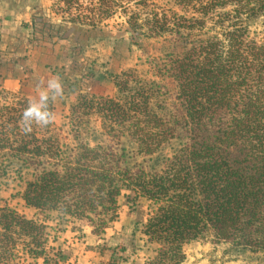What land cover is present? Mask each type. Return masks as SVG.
I'll return each mask as SVG.
<instances>
[{"label":"trees","instance_id":"16d2710c","mask_svg":"<svg viewBox=\"0 0 264 264\" xmlns=\"http://www.w3.org/2000/svg\"><path fill=\"white\" fill-rule=\"evenodd\" d=\"M51 1L47 20L59 15L62 25L35 24L30 51L54 48L67 27L97 29L116 15L168 49L153 68L158 82L129 71L113 78V97L80 95L68 115L71 146L51 134L52 121L26 131L29 100L1 92L0 181L16 173L18 197L35 215L0 207V264H73L53 245L47 215L101 237L124 192L149 203L142 233L157 249L146 264H182L193 242L264 256V42L249 27L264 0ZM124 138L143 157L180 147L148 172L129 165ZM112 255L111 264L125 260Z\"/></svg>","mask_w":264,"mask_h":264},{"label":"rangeland","instance_id":"374dc122","mask_svg":"<svg viewBox=\"0 0 264 264\" xmlns=\"http://www.w3.org/2000/svg\"><path fill=\"white\" fill-rule=\"evenodd\" d=\"M38 1L45 3L47 9L43 10L42 8L39 11L37 8V11L29 12L36 15V18L34 16L24 17L20 21L17 20L16 25L10 22L15 35L14 38L16 40L21 39L20 43L16 44L17 47L22 44L25 45L26 40L33 38V26L35 24L37 25L36 29L43 27V23H51L55 27L62 25L61 16L59 15L54 19L47 20L48 17L53 16L51 14L53 2L51 0ZM25 19L26 22L23 21ZM25 24L28 28L24 27ZM249 27L251 36L264 42V15L250 22ZM65 30L66 32L60 37L55 49H51L47 53H41L43 55L33 56L31 53H20L17 58L10 60L9 52L6 51L7 54H5L4 46L0 47V104L6 97L5 94L1 93L3 90L12 95L8 100H11L12 97L26 98L30 102L38 99L40 91L47 90L49 80L58 79L62 85L61 96L52 99L49 92V100L52 101L55 110L52 120L54 129L50 132L51 134L56 133L63 143L65 142L71 146L73 143L68 115L79 96L95 94L113 97L116 93L113 78L129 71H133L142 79L158 82V79L154 77L153 68L157 62L156 60L161 58L167 51L168 43L164 38L151 39L143 33L134 31L126 25L123 15H116L97 29L70 26ZM45 48L46 46H43L42 49ZM8 80L20 81V86L10 87L5 83ZM166 85L171 87V84ZM99 126V122L95 121L93 123L94 130L101 134ZM96 137L100 139L98 134ZM92 140L91 138L90 141ZM95 143L97 142L95 141ZM179 147L178 143L173 142L164 147L162 152L157 155L143 157L137 155V147L127 138L121 141V148H124L128 153L129 165L131 167H143L148 172L160 171L164 161L171 157ZM15 170H17V166H15ZM16 175V173H11L7 179L0 181V207H10L26 218L31 219L35 215V211L26 208L18 197V194L23 191V183L17 179ZM23 178L24 180L29 179L28 176H23ZM133 196V193L124 192L119 200L123 212L127 214V218L135 212L134 209L137 207L136 201L138 199H134ZM139 202H141L139 213L144 217L148 212L149 204L144 200ZM47 216L52 219L49 224L53 228V236L55 235L57 238L56 243H53L54 246H60L62 243L60 239H64V237L74 238L75 240H81L85 237L82 230L73 229L71 224L68 226L64 224L57 225L55 214ZM40 218L44 217L40 216ZM65 231H68V234H64ZM134 231L138 232L139 230L135 228ZM114 233L116 235L121 234L120 225H116ZM114 239L116 237L108 239V246H112L115 242ZM120 244L122 245V243ZM103 249L106 250L107 247ZM228 249V246L222 245L213 251V264H264L262 254L251 252L228 253ZM110 254L114 256L112 251ZM20 264L27 263L21 262ZM100 264L111 263L100 261Z\"/></svg>","mask_w":264,"mask_h":264},{"label":"crops","instance_id":"0c3cea01","mask_svg":"<svg viewBox=\"0 0 264 264\" xmlns=\"http://www.w3.org/2000/svg\"><path fill=\"white\" fill-rule=\"evenodd\" d=\"M42 8L43 10L47 9L46 4L41 3L38 0H0V29H2L4 33L0 41V47L4 46L5 54L9 52L8 56L10 60H12L13 57L17 58L20 53H31L35 56L43 55L41 53H47V51L55 49V47H46L45 49L40 47L30 51L27 49L28 40L25 41V45L22 44L20 47H17L18 45L16 46L17 43H20L19 41H21V39L16 40L14 38L15 35L11 29L10 22H13L16 25L17 20L20 21V19H24V17L29 16L30 18L34 16V18H36V15L30 14L29 12L33 10L40 11ZM25 12H28L29 14L27 15ZM23 21L26 22V19ZM18 82L20 83V81ZM133 198L136 199L134 196ZM137 199V211L135 208V212H133L129 218L126 217L127 214L123 212V209L121 208L122 206L119 202L120 198L118 199L119 218L101 237L93 235L91 228L83 227L82 233L85 237L81 239L82 241L78 239L75 240L74 238L69 239L67 237L60 239L62 241L60 247L65 254L72 259V263L100 264V261L109 263L111 260L110 252L112 251L113 254L114 250L118 255L125 258V260L119 264H146L148 260L152 259L155 256L157 246L149 243L142 233L143 226L147 221L148 212L146 213V216H141L139 213V204L141 205V202L139 201L144 199ZM116 225H120V235L114 233ZM135 228L139 231H134ZM67 232L68 231H65L64 234H68ZM114 237H116V239H114L115 242L112 246H108V239ZM120 243H122V245ZM104 247H107V249H103ZM219 247L220 246H213L210 243L193 242L185 247L186 259L182 264H213V251Z\"/></svg>","mask_w":264,"mask_h":264},{"label":"clouds","instance_id":"9594fccd","mask_svg":"<svg viewBox=\"0 0 264 264\" xmlns=\"http://www.w3.org/2000/svg\"><path fill=\"white\" fill-rule=\"evenodd\" d=\"M49 92L51 98L55 99L62 94V85L58 79L49 80L47 90L38 93V99L29 102L24 110L22 120L25 124V130H30L29 125L35 122L37 125L46 126L53 120V115L48 110Z\"/></svg>","mask_w":264,"mask_h":264},{"label":"water","instance_id":"95a60500","mask_svg":"<svg viewBox=\"0 0 264 264\" xmlns=\"http://www.w3.org/2000/svg\"><path fill=\"white\" fill-rule=\"evenodd\" d=\"M5 83H6V85H8L10 87L19 86V84H20L18 81H14V80H8Z\"/></svg>","mask_w":264,"mask_h":264}]
</instances>
